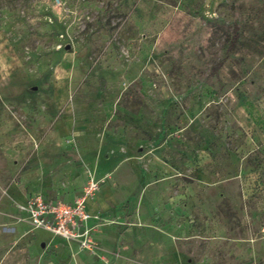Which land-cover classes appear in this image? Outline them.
Masks as SVG:
<instances>
[{
	"label": "rangeland",
	"instance_id": "374dc122",
	"mask_svg": "<svg viewBox=\"0 0 264 264\" xmlns=\"http://www.w3.org/2000/svg\"><path fill=\"white\" fill-rule=\"evenodd\" d=\"M90 173L99 254L23 227ZM0 264H264V0H0Z\"/></svg>",
	"mask_w": 264,
	"mask_h": 264
},
{
	"label": "built area",
	"instance_id": "2783aa9c",
	"mask_svg": "<svg viewBox=\"0 0 264 264\" xmlns=\"http://www.w3.org/2000/svg\"><path fill=\"white\" fill-rule=\"evenodd\" d=\"M100 188L101 180L90 173L82 193L74 201L47 199L43 193H35L20 208L33 228L45 229L69 242H77L81 251L99 254L101 244L96 233L109 221L98 213L92 214L87 209V202ZM91 219L96 222L90 224Z\"/></svg>",
	"mask_w": 264,
	"mask_h": 264
},
{
	"label": "crops",
	"instance_id": "0c3cea01",
	"mask_svg": "<svg viewBox=\"0 0 264 264\" xmlns=\"http://www.w3.org/2000/svg\"><path fill=\"white\" fill-rule=\"evenodd\" d=\"M166 140V135H161L157 140H156V144L155 145H160L162 143H164ZM97 178H99L98 176H96ZM107 184H102L101 185V188L100 190L97 192V194L93 197V198H90L87 202V209H89V211H91L92 214H100V216L104 219V220H110L112 219L111 217L114 215L111 211H109L108 209L111 207V204H110V201L109 199H107L105 197V194H104V188L106 187ZM113 189L114 187L112 185H109L107 187V190L106 192L111 195V197L113 196ZM35 193H43V192H40V191H37ZM33 193V194H35ZM81 193V192H80ZM80 193H78L77 195H74L72 198L70 199H67V198H60V197H56V198H53V197H50L48 195V193H43V195L47 198V199H62L64 201H67V202H72L75 200L76 196H78ZM113 193V194H112ZM33 194L29 195L28 197H26L23 201H22V204L25 203L27 201V199L32 196ZM24 216L26 215L25 212H23ZM27 221V220H26ZM96 222L95 219H91V223H94ZM108 224V223H107ZM107 224H104V225H101L100 229L97 231L96 233V237L98 238L99 242L101 244H104L105 241H106V236L108 235V233H113L115 232V225H111V226H105ZM32 225L29 223V221L27 222H24L23 224V227L24 228H28V227H31ZM64 241H66L64 238H62Z\"/></svg>",
	"mask_w": 264,
	"mask_h": 264
},
{
	"label": "trees",
	"instance_id": "16d2710c",
	"mask_svg": "<svg viewBox=\"0 0 264 264\" xmlns=\"http://www.w3.org/2000/svg\"><path fill=\"white\" fill-rule=\"evenodd\" d=\"M239 35V27L238 25L236 26V29H235V38H234V41L237 42V37Z\"/></svg>",
	"mask_w": 264,
	"mask_h": 264
},
{
	"label": "water",
	"instance_id": "95a60500",
	"mask_svg": "<svg viewBox=\"0 0 264 264\" xmlns=\"http://www.w3.org/2000/svg\"><path fill=\"white\" fill-rule=\"evenodd\" d=\"M71 47V45H67V48L69 49Z\"/></svg>",
	"mask_w": 264,
	"mask_h": 264
}]
</instances>
